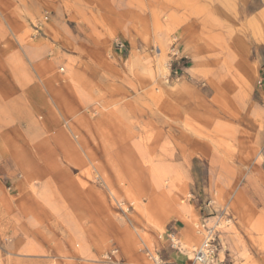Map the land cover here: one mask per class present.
Masks as SVG:
<instances>
[{"label": "rangeland", "instance_id": "374dc122", "mask_svg": "<svg viewBox=\"0 0 264 264\" xmlns=\"http://www.w3.org/2000/svg\"><path fill=\"white\" fill-rule=\"evenodd\" d=\"M218 3L0 0L1 39H45L79 99L20 105L16 125L0 110V264H111L112 248L115 264H192L203 220L210 264H264V176L238 155L246 94L221 91L244 87L227 58L244 35L218 27ZM13 62L23 81L21 47Z\"/></svg>", "mask_w": 264, "mask_h": 264}, {"label": "crops", "instance_id": "0c3cea01", "mask_svg": "<svg viewBox=\"0 0 264 264\" xmlns=\"http://www.w3.org/2000/svg\"><path fill=\"white\" fill-rule=\"evenodd\" d=\"M230 1V8L226 9L224 1L219 0V3L212 7V12L221 19L218 26L220 29L231 27L243 31L244 39L237 36L230 40L233 52L229 53L227 58L237 72L241 73L244 87L240 89L235 84H229L222 87L221 91L229 94L245 92L246 96L242 102H237L238 125L241 128L239 131L244 134L238 139L240 148L238 155L242 157V163L248 162L252 165L251 172L257 171L264 176L263 164H257L259 158L264 162V0ZM0 28L2 29V24ZM31 28L35 38L37 32L43 29L37 20L36 23L32 22ZM44 40L39 38L28 45H19L13 39L3 40L0 37V110L4 109L5 104L12 107V125L17 124L16 109L18 110L20 105L39 109L40 106L49 108L47 104L52 101L59 105L60 102L77 104L79 100L71 88L69 82L71 76L65 72L50 73V69H47L50 63L45 59V54L49 47ZM19 47L31 67L24 71L23 81L13 62ZM26 78L28 81H25ZM237 78L240 79L239 76ZM259 79L261 84L258 85ZM56 93L59 94L58 98L55 96ZM2 118L0 114V126L4 124ZM42 124H49L46 116ZM2 137L3 132L0 133V142ZM3 151L4 149L0 147V155H3ZM184 227L180 226L176 231L180 232ZM171 259L175 264H189V257H181L176 252L175 257L171 256Z\"/></svg>", "mask_w": 264, "mask_h": 264}, {"label": "built area", "instance_id": "2783aa9c", "mask_svg": "<svg viewBox=\"0 0 264 264\" xmlns=\"http://www.w3.org/2000/svg\"><path fill=\"white\" fill-rule=\"evenodd\" d=\"M122 47V44H119ZM62 71L63 68L60 67ZM257 84H261V79L257 81ZM198 226L201 229L202 239L200 244L194 249L192 255V264H210L214 262V256L217 251L218 245H220V237L217 234L215 224L209 225L205 220L201 221ZM117 249L112 248L105 253V259L110 261L111 264H115ZM154 264H172L167 260L154 258Z\"/></svg>", "mask_w": 264, "mask_h": 264}]
</instances>
